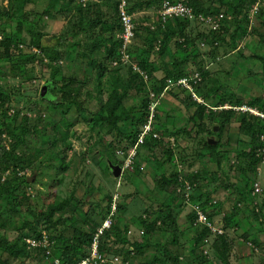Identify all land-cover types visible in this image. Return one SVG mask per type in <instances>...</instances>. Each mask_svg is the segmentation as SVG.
<instances>
[{"label": "trees", "instance_id": "16d2710c", "mask_svg": "<svg viewBox=\"0 0 264 264\" xmlns=\"http://www.w3.org/2000/svg\"><path fill=\"white\" fill-rule=\"evenodd\" d=\"M18 1H20V4L17 3ZM27 1L31 2L32 0H10L8 7L0 3V18L7 16L10 19L16 20V30L18 32L23 31L26 26L31 36V44L40 50L38 52L41 54L23 52L19 44H24L25 37H18V34L12 30L8 31L2 28V40L0 41V71L2 70V65L8 63H14L19 69H25L27 62L31 59L33 62L37 60L38 63L44 64L51 70L50 81L46 86L50 85L52 87V94L54 91H59L61 94L57 97L54 95L51 96L56 97V100L47 97V94L42 96V99L48 100L47 102L54 107H67L62 116V118H65L63 124L66 123L65 126L68 129L82 122L93 123L94 125L108 124L110 129L118 132L120 138L119 141L113 144L112 150H114V147L115 149L118 147L119 149L125 150L126 155L128 154V150L138 141L140 131L148 121V117L151 113H154L153 128L159 136L155 138H153V136L146 137L144 143L140 145L139 150L145 148L150 151V155L153 158V160L150 159V163L154 164L157 170V173H155V183L158 192L163 193L172 201L182 205L185 199H187L184 198L185 192L183 191L182 193L180 191L184 182L185 184L187 182L185 178H188L192 183H196L200 179H206L208 177H211L212 180L216 179V171L211 172L206 168L182 175L181 169H178L175 162L176 154L174 150L171 146L165 145L164 137H169L168 135L179 137L186 132L192 131L194 127L197 128L198 132L201 131L210 134V132H205L207 129L204 126L205 118L212 119L210 128L213 127L214 129V126H219L218 131L213 129V131H211L212 133L219 134L221 137L223 130L233 122L235 116H239L240 130L250 137L247 143L248 150L240 152V159H242L244 163L242 166H245L241 168L243 170L250 168L255 171L257 166L262 162L263 156L258 154H260L264 146L261 139V136L264 134V120L249 112L236 111L223 106L228 104L232 106L247 104L264 111L263 98L257 96L248 103H244L235 92L225 91L226 87L224 84H211V72L206 69L203 63L205 62L207 54L216 57L215 54L222 48L226 49V46H232V44L227 43L226 38L214 35V33L206 34L204 32H199L194 35L190 30H192V22L196 21L185 18H172L164 21L160 18L159 14L157 21L150 23L149 18L147 24H141L140 26H138L134 20V41L138 37L142 41V44L139 46H136L133 41L127 51L131 62L138 68L134 69V64L124 65L121 60L122 40L119 35L122 31V22L118 9L119 0H114L117 9L115 21L119 35L113 36V34H110L108 39L105 40H95L93 38L98 36L94 29L100 25V14L103 13L101 4H99L98 1L67 0V2L63 1V3L56 2L55 4H51L53 1L47 0L48 5H46L43 10L44 16L50 17L58 14H65L70 17L69 25L65 29V33L52 45L46 44L45 39H43L45 35L42 30L44 25H41L40 21L28 20L18 14ZM161 1L164 0H129L128 10L134 15L136 11L143 10L145 5H151L153 2H159L160 5ZM170 1H183L192 6L197 14H213V12L209 11L210 6H207L209 0ZM215 1L217 4L219 3V8L221 6H229L227 0ZM259 2L258 0H236V2L231 4V14L234 23L233 37L240 33H247L250 21L248 12ZM98 10L100 11L98 12ZM220 13L224 12L216 11V14ZM226 18L224 17L223 19L226 20ZM222 29L221 26V28L215 32L223 34ZM210 31L214 32L212 30ZM82 32L86 34V40L89 42H86L79 52L80 39L76 37ZM111 32L114 33V29L111 28L110 33ZM202 37L209 41L204 39L199 42L198 40ZM66 39H73V41L70 40L71 44L70 47L67 48L68 50L64 49L65 46L62 45V42ZM173 42L174 45L172 44ZM200 44H207L213 48L207 53H204L200 50ZM66 51H68L67 54L70 57L69 59L72 60V64L75 63L78 57L82 58V62L80 63L83 69L85 67V72H73L72 75L70 72H63L58 62L62 60ZM75 51L77 52L75 53ZM96 52L98 53L97 56L95 55ZM239 54L241 55L242 53ZM153 56L156 59H153ZM255 57L260 59L264 65V55H256ZM54 62H56V64H54ZM158 62L164 70V76L161 78L155 75L157 69L160 68ZM33 67L34 64L31 68L26 67L25 70L33 71ZM144 75H147V79H145ZM30 77H32V75H30ZM183 77L190 78L193 86V91L178 86V88H182V90L188 92L190 108L195 107L191 116L193 123L191 127L187 126L185 128L172 130L169 125L164 126L165 122H163L162 126L161 119L163 116L159 114L157 108L158 100L166 94H170V92L173 93L172 90H167L166 88L169 86L170 81L176 82ZM89 84H92L94 90L89 88ZM193 92L197 93V95L203 99V102L195 100L193 98ZM13 95L14 94L8 89L6 90L3 86H0V106H8L9 102L13 99ZM104 95L107 96L105 97ZM215 95L223 96L220 100L217 96L218 98H216L215 101L209 103V99L215 98ZM127 99H132V102H130L132 105L127 103ZM91 100H94L92 103L94 109H91L89 106ZM133 100L136 103H134ZM152 105L155 106L153 112H151ZM3 112H5L6 118L0 121V163L4 164L5 170H13L16 172L17 169H24L30 159V162L33 163L34 160L32 161V158L38 157V155L35 154L32 158L27 160L24 155H20V147L30 144L27 137L34 139L39 134L40 128L38 130L37 126L43 119H41V117L37 118L36 123H26L25 120L18 122V113L14 112L11 116H8L6 114L7 111L3 109ZM55 127L58 128L56 124L53 128ZM124 130H128V132L123 138L122 135ZM3 135H5L7 141L11 144V148H7L5 144L1 145L4 139L2 138ZM203 143L211 150H216L220 145V142L215 145L210 144L208 138H204ZM111 145L112 142L109 143V146ZM158 149H162L161 156L156 154ZM139 150L135 158L139 156ZM61 153V160L57 165V171L53 178L54 184L62 183V176L69 168V162L67 163L66 161V150L63 149ZM198 156L202 158V152H199ZM135 158L132 166L125 167L123 158L119 157V159L113 160L109 157L111 163L118 164L122 167V173L119 176H115L112 168L108 167L109 174L116 180L125 177L126 173L132 172V168L135 165ZM239 163L241 165V160ZM53 167L55 166L52 165L51 168ZM136 168H139L137 163ZM29 180V176L26 174H19V172L14 177L5 179L0 175V199L5 198L11 203L20 205L21 201L25 198L23 190L25 185L29 184ZM186 186L188 187V185H185V187ZM117 194L119 196L117 212L113 216V222L110 228L103 231L100 235V250L108 254V258L121 256L122 259L129 263V259L132 258V256L137 257L145 254V252L149 250V245L146 244V240H131L129 236L133 234V230L129 229V223L125 222L121 225L118 222L119 214L122 212L125 213L128 210L127 200L132 197V195L126 194L125 196L123 195V199H120L122 195L120 196L119 193ZM115 195L113 196V194L106 193L102 201L99 202L96 207L93 206V203L87 205L85 199L77 198L74 194L62 199H55L48 205L45 211H35V220H25L22 228L23 232H28L27 235L37 239L42 238L44 229L45 231L47 230L51 243V255L47 256L46 249L42 247L29 249L24 236H20L13 241L0 237V249L2 253L7 255V257L0 256V264H11L12 260L17 259L24 261L38 252H42L43 255V259L39 264H55L53 258H59L62 264H79L89 254L90 246L98 229L110 216ZM238 197L239 203H242L244 199L243 195L240 193ZM190 199L194 200L192 196ZM198 200L199 202L196 203L201 202L199 204L201 207V204L206 206L208 201V199L203 200L202 196H199ZM147 209L146 212L150 215L152 212H148ZM203 210H205L208 215L210 214L209 208H204ZM63 212H65L67 216L58 215ZM72 214H77V216L81 218V224L77 225L70 222L69 226L72 227L73 232L71 236H68L64 232V227ZM178 216L179 210H175L170 204H165L158 208L154 219L149 220L141 216L137 223L144 228L143 234L146 238L147 235L150 238L152 234L160 231L161 227L168 226L172 230V241L175 240V242H177V237L181 233L177 221ZM254 216H256V213ZM188 218L191 225L195 228L192 241L194 249H197L198 246L203 244L204 239L209 236L211 231L206 224L197 221L194 207L192 212L188 214ZM42 222H44V228L40 229ZM59 223H63V228L58 227ZM218 238L221 242L220 246H218V252L222 259L226 260L225 263L229 264L227 250L231 249V245L226 241L224 235H220ZM107 264H111V262L108 261ZM138 264H181V262L176 253L167 250V247H163L160 250L159 256H155L151 260H141Z\"/></svg>", "mask_w": 264, "mask_h": 264}, {"label": "rangeland", "instance_id": "374dc122", "mask_svg": "<svg viewBox=\"0 0 264 264\" xmlns=\"http://www.w3.org/2000/svg\"><path fill=\"white\" fill-rule=\"evenodd\" d=\"M52 1L51 4L67 2V0ZM162 2L160 5L159 2H153L151 5H145L143 10L136 11L133 15L136 24L138 26L147 24L149 18L155 19L152 20V23L157 21ZM227 2H229V6H221L220 9L219 3L217 4L215 0H209L207 6H210L209 11L213 14L203 15L211 18L212 23L192 22V30L190 31L194 35L199 32L214 33V35L223 36L228 44H232V46H226V49L222 48L216 54L214 53L216 57H212L213 55L210 54L205 57L203 63L206 69L211 72V84H224L225 91L235 92L244 103H248L257 96H261L264 102V65L260 59L255 57L256 55H264V0H260L249 10L248 18L250 21L247 33H240L235 37H233L234 23L231 4L236 0H227ZM0 3L8 7L10 0H0ZM17 3L20 4V1ZM46 5H48L47 0L27 1L18 14L28 20L40 21V24L44 25L42 30L45 35L43 39H45L46 44L52 45L65 33L70 18L65 14L44 16L43 10ZM216 11L224 12L225 18L227 17L226 20H218L217 18L221 13L216 14ZM219 23V29L222 26L223 34L215 32L219 29H215L214 24L219 25ZM16 26V20L7 16L1 17L0 41L2 40V28L8 31L12 30L18 34V37H25L24 44H19L23 52L41 54L38 52L40 50L31 44V36L27 27L25 26L23 31L18 32ZM94 31L98 35L105 34L101 30ZM204 39L202 37L198 41L201 42ZM69 41L66 39L62 42L66 50L70 47L71 41ZM134 42L136 46L142 44L139 37ZM172 44L174 45V42ZM212 48L207 44H200L201 52L207 53ZM67 52L58 62L63 72H70L71 75L73 72H85V67L83 69L80 63L82 58L78 57L72 64ZM152 58L156 59L154 56ZM33 64V71L25 70L26 67L31 68ZM25 69H19L14 63L2 65L0 86L8 89L14 95L9 102V107L7 105L0 106V121L6 118L3 109L7 111L8 116L14 112L18 113V122L25 120L26 123H36L37 118L41 117L43 120L37 126L38 130L40 128L39 134L34 139L27 137L30 144L20 147V155H24L27 160L35 154L38 157L32 158L33 163L30 162V159L24 169H17L16 172L5 170L4 164L0 163V175L3 179L14 177L18 172L19 174H26L30 178L29 184H26L23 190L25 198L20 205L11 203L5 198L0 199L1 238L13 241L20 236L29 237L27 231H22L25 220H35V211H45L55 199H62L74 194L77 198L85 199L87 205L93 203V206L96 207L106 193L113 194V196L119 193L120 196L122 195L120 199L124 198L123 195L131 194L132 197L127 200L128 210L119 214L118 222L121 225L128 222L129 229L133 230V234L129 236L131 240H146L149 250L143 255L132 256L129 259V264H138L141 260H151L160 255V250L163 247H167V250L176 253L181 264H226V260H223L218 252V246L221 243L218 238L220 235H224L226 241L231 245V249L227 250L229 264H263L264 151L261 150L258 154L263 156V160L255 171L250 168L247 170L241 168L245 166H242L244 163L240 159V152L248 150L247 143L250 137L240 130L239 116H235L233 122L223 130L221 137L219 134L212 133L211 118L204 119V126L207 128L205 132H210V134L198 132L197 128L194 127L192 131L179 137L175 135L164 137L165 145L171 146L176 154L175 162L178 169H181L182 175L202 168L211 172L216 171L215 180L208 177L192 183L188 178H185L187 182L186 184L184 182L180 191L185 192L184 198L187 199L182 205H179L157 191L155 183L157 170L155 165L150 163V159L153 160L150 151L145 148L139 150V156L135 158L132 172L126 173L125 177L120 180L111 176L108 167H111L112 164L115 165V163H111L109 157L113 160L120 157L117 154L118 147L116 149L114 147L112 150L113 144L120 140L118 132L110 129L108 124L94 125L86 122L68 129L65 126L66 123L63 124L65 118H62L67 107H54L47 102L48 100H43L41 96L42 87L50 81L51 70L44 64L38 63L37 60L33 62L32 59L27 62ZM89 88L94 90L92 84H89ZM169 90L175 91L177 94L170 92L172 96L161 97L158 100L157 108L159 114L163 116L161 119L162 126L165 122L164 126L169 125L172 130L191 127L193 123L191 116L195 107L190 108L188 92L177 86H171V84H169ZM51 92L52 87L49 85L46 87L47 97L56 100V97L61 94L59 91H54L53 94ZM52 95L56 97H51ZM217 96L210 98L209 103L218 97L220 100L223 95ZM93 102L94 100H91L89 103L91 109H94L92 107ZM130 102L132 99H127V103L132 105ZM134 103L136 102L134 101ZM55 124L58 128H53ZM127 132L128 130H124L123 138ZM2 138L4 139L1 145L5 144L7 148H11V144L5 135ZM204 138L214 139L216 144L220 142L219 147L216 150L209 149L203 143ZM110 142H112L111 146H109ZM63 149L66 150V161L69 162V168L62 176V183L54 184L53 178L61 160ZM199 152H202V158L198 156ZM161 153L162 149L156 151L159 156ZM136 163L139 168H136ZM52 165L55 167L51 168ZM240 193L244 197L242 203L238 201ZM191 196L194 200L190 199ZM199 196H202L203 200L208 199L206 206L201 204V208H209V215L213 222L211 225L216 227V230H210L211 232L204 239L203 244L194 249L192 238L195 228L191 225L188 214L192 212L194 205L201 203H196L199 202ZM160 204H170L175 210H179L177 221L181 233L177 237V242L172 241V230L168 226L161 227V230L152 234L150 238L147 235V239L143 234L144 228L137 223L141 216L149 220L154 219ZM146 209L152 213L149 215ZM254 212L256 216H254ZM58 215L67 216L65 212ZM70 222L79 225L81 218L77 214H72L69 217L64 227V232L68 236H71L73 232L72 227L69 226ZM43 226L44 222L41 223L40 229L44 228ZM62 226L63 223H59L58 227ZM0 256L7 257L1 249ZM42 259V252H38L24 261L21 259L12 260L11 264H39Z\"/></svg>", "mask_w": 264, "mask_h": 264}, {"label": "built area", "instance_id": "2783aa9c", "mask_svg": "<svg viewBox=\"0 0 264 264\" xmlns=\"http://www.w3.org/2000/svg\"><path fill=\"white\" fill-rule=\"evenodd\" d=\"M260 1V0H258ZM129 0H119V16L122 22V31L120 33V38L122 40V64L124 65H130L132 62L130 60L129 54L127 53L129 46L133 43L135 38V22L133 18V14H131L128 10ZM258 4V3H257ZM258 9V8H257ZM256 9V10H257ZM160 18L162 20L172 19V18H185L192 21H197L200 23L207 22L212 23L211 18L205 17L202 13H196L192 6L186 4L183 1H176L172 2L170 0H164L161 8L159 10ZM225 17L223 13L219 15L218 20H222ZM216 26L215 29H219L220 23L214 24ZM134 64V63H132ZM134 69H138L137 66L134 64ZM198 76V75H197ZM145 79H147V75H144ZM171 85L180 86L187 88L191 91H193V86L191 83V79L188 77L180 78L176 82H169ZM193 98L197 100L198 102H203V99L197 95V93L193 92ZM154 105L151 106V112L154 110ZM225 108H231L236 111H242V112H249L250 114H253L260 119L264 120V111L260 110L256 107L249 106L247 104H244L242 106H232V105H225L223 106ZM153 121H154V113H151L148 117V121L144 124L142 127L138 141L134 144L132 148L128 150V154L126 155L125 150L119 149L117 150V154L124 159V166L130 167L134 163V158L137 155V152L139 150V147L142 143H144V140L148 136H153V138L158 137V133L153 128ZM261 139L264 143V134L261 136ZM264 151V146L262 148ZM118 194L115 195L114 201L112 203V208L110 212V216L105 220L103 225L98 229V232L95 234L92 244L90 246L89 254L79 263V264H107V262H111V264H129L126 262L122 257L120 256H113V258H108V254L103 253L100 250V235L105 231L106 229L110 228L113 222V216L117 212V202H118ZM196 210L197 215V221L199 223L206 224L209 228V230H216V227H212L211 224H213L212 220L210 219L208 213L201 208L199 204H196L193 206ZM131 233V232H130ZM25 241L28 244L29 249H35L37 247H42L46 249V255H51V249H50V240L48 237V234L46 231L42 232V238L37 239L33 236H29L25 238ZM53 262L55 264H62L59 258H53Z\"/></svg>", "mask_w": 264, "mask_h": 264}, {"label": "crops", "instance_id": "0c3cea01", "mask_svg": "<svg viewBox=\"0 0 264 264\" xmlns=\"http://www.w3.org/2000/svg\"><path fill=\"white\" fill-rule=\"evenodd\" d=\"M88 1V0H87ZM86 1V2H87ZM95 1H98L99 4H101V7H102V11L103 13L100 14V17H101V23L99 26H97L94 30H101L103 32H105L104 35H98L96 37H93L95 40H98V39H108V37L110 36V34H113V36H118V29H117V25H116V6H115V1L114 0H103V1H100V0H95ZM100 10H98L99 12ZM58 16H61V14H58ZM70 18V17H68ZM152 20H155L154 18H151L150 19V23H152ZM114 29V33H110V30ZM107 35V36H106ZM85 36L86 34L84 32L80 33L78 37V39H80V48H79V51H81L82 47L84 46V44L86 42H89L85 39ZM71 41H73V39H69ZM77 52V51H76ZM95 55L97 56L98 53L96 52ZM159 63V62H158ZM161 64H162V60H161ZM161 64L159 63V66L160 68L157 69V72L155 73V75L158 77V78H161L164 76V70L162 69V66ZM162 74V75H160ZM178 87V86H177ZM167 90H169V86L166 87ZM172 93V92H171ZM174 94H177V92L173 91ZM168 96H172L171 94H166L165 96L163 97H168ZM229 105V104H228Z\"/></svg>", "mask_w": 264, "mask_h": 264}, {"label": "water", "instance_id": "95a60500", "mask_svg": "<svg viewBox=\"0 0 264 264\" xmlns=\"http://www.w3.org/2000/svg\"><path fill=\"white\" fill-rule=\"evenodd\" d=\"M46 87H47L46 85H44L42 87L41 96H45V94H46ZM218 129H219V126H214V129L213 130L217 131ZM209 142H210V144H216V140H214V139H209ZM111 168H112L113 174L115 176H119L122 173V167L120 165H118V164H115V165L112 164L111 165Z\"/></svg>", "mask_w": 264, "mask_h": 264}]
</instances>
